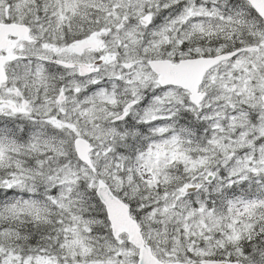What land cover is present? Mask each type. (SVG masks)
Segmentation results:
<instances>
[{
    "label": "snow or ice",
    "instance_id": "snow-or-ice-1",
    "mask_svg": "<svg viewBox=\"0 0 264 264\" xmlns=\"http://www.w3.org/2000/svg\"><path fill=\"white\" fill-rule=\"evenodd\" d=\"M0 264H264V0H0Z\"/></svg>",
    "mask_w": 264,
    "mask_h": 264
}]
</instances>
